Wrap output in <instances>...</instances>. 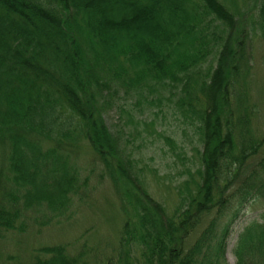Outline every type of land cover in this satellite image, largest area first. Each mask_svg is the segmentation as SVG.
<instances>
[{
  "label": "trees",
  "instance_id": "obj_1",
  "mask_svg": "<svg viewBox=\"0 0 264 264\" xmlns=\"http://www.w3.org/2000/svg\"><path fill=\"white\" fill-rule=\"evenodd\" d=\"M240 2L0 0V239L26 232L32 214L43 227L73 218L89 192V154L123 215L107 264H228L233 225L264 201V157L252 163L264 139L252 128ZM249 3L252 32L264 38V0ZM163 93L199 141L190 164L185 142L159 134L185 167L177 185L105 119L118 95L153 105ZM156 186L176 195L171 213ZM260 218L240 235L236 264H264ZM30 264L87 262L57 245L35 251Z\"/></svg>",
  "mask_w": 264,
  "mask_h": 264
},
{
  "label": "rangeland",
  "instance_id": "obj_2",
  "mask_svg": "<svg viewBox=\"0 0 264 264\" xmlns=\"http://www.w3.org/2000/svg\"><path fill=\"white\" fill-rule=\"evenodd\" d=\"M241 0L240 20L242 26L250 33L248 55L250 68L247 73V86L252 108V128L256 138L264 139V38L252 32L254 19V3ZM159 102H141L135 96L118 95L113 100L105 116L106 124L115 135H122L130 141V146L140 147L143 161L150 168L159 170L161 177L168 176L174 185L182 179L179 175L185 167L169 153V148H162L159 134L163 133L178 142H185L188 163L192 164L197 153L193 151L199 146V141L193 129L184 124V119L169 95H160ZM172 100V99H171ZM177 98L175 99L176 103ZM132 111L133 115L129 114ZM153 126L145 124V121ZM186 134V136H185ZM175 140V139H174ZM195 145L193 146L192 144ZM136 150V153H140ZM89 150H87V154ZM90 155H84L82 164L86 167L84 174L89 178V192L86 197L78 198L73 218L60 222L54 221L50 226L43 227L36 223L38 215L32 214L33 220L28 221V229L24 233L5 234L0 239V264H30L35 251L57 245L68 247L70 254L85 253L87 264H107L111 258H116L120 233L122 231L123 215L120 210L119 196L112 182L101 178L102 172L98 165L89 166ZM264 157L260 154L252 163L259 162ZM253 164V165H254ZM188 165V164H187ZM252 165V166H253ZM153 167V168H152ZM160 185L157 180L155 182ZM156 199L163 202L168 211L177 205L175 194L155 187ZM81 197V196H80ZM264 212V201L249 204L236 223L226 241L225 258L228 264H236L234 250L243 231L255 221H261ZM73 215V214H72ZM31 218V219H32ZM36 221V222H35Z\"/></svg>",
  "mask_w": 264,
  "mask_h": 264
}]
</instances>
